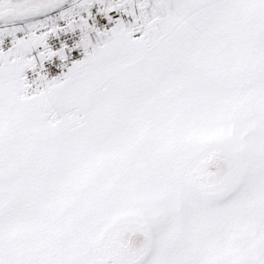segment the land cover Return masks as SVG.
I'll return each instance as SVG.
<instances>
[{
    "label": "snow or ice",
    "instance_id": "snow-or-ice-1",
    "mask_svg": "<svg viewBox=\"0 0 264 264\" xmlns=\"http://www.w3.org/2000/svg\"><path fill=\"white\" fill-rule=\"evenodd\" d=\"M0 264H264V0H0Z\"/></svg>",
    "mask_w": 264,
    "mask_h": 264
}]
</instances>
